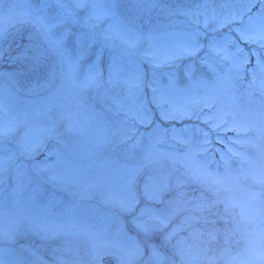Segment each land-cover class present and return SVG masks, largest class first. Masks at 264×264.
<instances>
[{
    "label": "rangeland",
    "instance_id": "1",
    "mask_svg": "<svg viewBox=\"0 0 264 264\" xmlns=\"http://www.w3.org/2000/svg\"><path fill=\"white\" fill-rule=\"evenodd\" d=\"M37 1L0 0L4 5L0 6V28H21L23 34L33 36L19 63L27 66L32 59L29 52L35 49L36 54L44 53L46 67L55 62L57 72L48 79L46 72H20L19 65L13 76L0 75V141L14 143L24 159L41 152L51 139L58 142L50 143L54 160L36 162L31 170L27 163L14 162L18 158L13 159L8 149L6 154L0 150V259L25 264H96L97 260L103 264L105 255L114 254L124 264H164V245V255L156 259L145 250L142 254L143 244L135 240L140 236L121 209L130 196V183L134 186L139 179L141 188L147 181L153 191L172 186L165 191L174 199L148 200L145 216L155 223L163 220L161 229L172 221L163 233L179 247V264H261L262 74L256 70L255 82L261 92L256 95L251 83L256 53L251 54L244 74L237 75L232 65L239 53L234 43L224 39L232 25L248 22L249 13H244L243 20L232 19L218 27L220 19L242 11L238 5L247 0H198L191 6L177 0H46L35 5ZM112 3L118 5L116 14L109 7ZM258 8L257 0L251 12ZM56 20L63 23L51 29L53 35L61 36L65 28L70 29L63 56L44 28L45 21ZM197 29L205 44L206 38H216L223 50L205 46L196 57L189 56L182 46ZM103 33L109 36L105 38ZM92 34L98 38L89 46ZM240 42L245 48L259 50L258 43ZM113 52L118 54V78L109 81L107 65ZM93 61L103 70V82L98 88L84 90L80 83ZM202 61L203 78L189 79L193 62ZM141 71L145 74L137 84L136 74ZM31 75L30 83L26 79ZM15 86L25 87L17 101L10 94ZM153 91L156 99L150 107L159 115L163 108L169 115H160L165 122L155 121V130L149 132L153 125L140 123L126 109L135 111L137 102L145 96L151 99ZM100 97L103 106L93 103ZM224 117L253 126L248 132L211 127L214 120ZM203 121L215 131L211 133L217 140L215 148L205 142L208 132H203ZM53 123L58 137L51 134ZM239 141L247 145L245 150L236 148ZM30 146L32 154L26 151ZM222 147L233 155L242 153L238 165H233L229 154L216 157ZM55 167L73 172L74 181L57 186L81 201L48 196L33 171L54 181ZM113 174L122 175L118 179ZM40 186L42 191L36 189ZM14 233L19 234L15 242ZM40 248L47 249L45 255L37 254Z\"/></svg>",
    "mask_w": 264,
    "mask_h": 264
},
{
    "label": "snow or ice",
    "instance_id": "2",
    "mask_svg": "<svg viewBox=\"0 0 264 264\" xmlns=\"http://www.w3.org/2000/svg\"><path fill=\"white\" fill-rule=\"evenodd\" d=\"M257 2V0H247V3L238 5L239 8H242L243 10L240 11L238 14H233L231 17H225L220 19L218 27L223 28L226 24H229L232 19H244V13H249L248 15V22L245 24H235L232 25L228 29L227 32L224 33V39H226L230 43H234L236 45V52L239 53V55L233 57V65L232 67L236 68L237 75H243L245 66L249 63L251 54L253 52L256 53V60L255 64H253V67L251 71L253 72V79L256 78V70L259 69L261 72V92L264 93V0H258L259 8L255 13L251 12V9L253 8L254 4ZM0 6H4L0 4ZM78 7H83V4H78ZM44 7H47L45 5ZM62 7H67L65 5H62ZM113 14H116V10L118 8V5L116 3H112L109 6ZM87 18V17H86ZM254 19L258 20V24L253 23ZM62 20H56L52 23L44 22V28L48 32V38L54 42V47L56 48L57 52L63 56L64 55V41L67 36V33L70 31V29L65 28L63 31V35L56 36L51 33V29L57 25L62 24ZM199 30H195L192 38L189 41H186L184 45L182 46L185 50V52L191 56L196 57L201 50L207 46L210 48H216L218 51L223 50L218 46V42L216 38H206V44L205 41H202L199 36L196 34ZM233 32H235L237 35H233ZM82 34H78V37ZM105 38L109 36V33H103L102 34ZM121 35H125L126 33H121ZM237 36L239 38H237ZM98 37L95 34L90 35L89 41L91 45V42H94ZM241 40L249 41L253 44H259V50L256 48H245L244 45L241 44ZM83 51H81L80 55H83ZM207 54L205 53V56ZM44 53H39L35 55L30 62L27 63V66H24V64L21 65L19 71L23 73H41L46 72L48 74V79H52L57 72V69L55 65L45 66L44 62ZM118 58V54L113 52L111 54V60L108 62V80L111 81L113 79L118 78L116 73L119 70V65H117L116 61ZM174 58V57H173ZM77 61L79 60V56L75 58ZM202 63L196 64L193 62L192 66L190 67L189 72L187 73V76L189 79H191L193 76H198L199 78H203V69H202ZM103 70L100 68L99 64L96 61H93L88 65V71L86 73L85 79L80 83V87L84 90H87L93 86L99 87V84L102 83L100 77L102 76ZM145 74L144 71L138 72L136 74L135 82L137 84L141 83L142 80L140 77H142ZM174 83L179 86L180 81L176 80ZM156 99L155 91H153V95L151 99H148L146 96L144 99H140L137 102V106L135 108V111H132L130 109H126V111H129L130 115H133L136 120H138L142 124H152L153 128L149 129V132H152L155 130L156 124V111L154 108L150 107L152 100ZM94 104H100L103 106V98H94L93 100ZM261 112H260V133L262 136H264V97L261 98ZM208 107H212L211 104L208 105ZM160 115L167 117L169 115L168 112H166L163 108H161ZM208 119H212V117H207ZM126 119V117H125ZM224 125L223 128H221V125ZM251 122L246 121H238V120H232V121H226V117L224 118H218V122L214 120L211 124L212 128H218L221 131L227 132L229 128L235 130L236 132H248L250 128L252 127ZM51 134L54 136H59L60 133L57 131V125L53 123L51 128ZM211 137V133L209 131L208 137L206 138L205 142L208 141V138ZM219 139V137H216ZM230 139H236V137H231ZM28 154H32L34 151L33 147H28L26 149ZM139 179H135V185L133 186L132 183H130V196L126 201H123L121 203V209L125 213L126 216L130 217L131 219V227L137 232V235L140 236V238L143 240L142 245V254L143 250H148L147 255L149 257H152L153 259L158 258L160 255H162L159 252V248L162 246L163 241L165 240V236L161 235V226L163 225L164 221L161 220L160 223L153 222L151 217L145 216V212L148 209V200L149 199H158L161 202L164 201L165 197L167 196V193L165 191V188L171 189L170 184H166L163 187H161L158 191H153L147 181L144 182L143 188L140 186ZM167 199L171 201L174 199L173 196H167ZM139 207L140 211L136 212V208ZM23 231V228L21 229ZM142 233V236L140 235ZM13 242L15 240L19 239V234L14 233L12 236ZM18 247L22 248L24 245H19ZM0 264H25L23 260H15V261H9L5 259H0ZM96 264H99V261L97 260ZM111 264V262H109ZM116 264H124L122 260H117ZM131 264V262H129ZM170 264H175V261L172 260ZM261 264H264V252L261 253Z\"/></svg>",
    "mask_w": 264,
    "mask_h": 264
},
{
    "label": "flooded vegetation",
    "instance_id": "3",
    "mask_svg": "<svg viewBox=\"0 0 264 264\" xmlns=\"http://www.w3.org/2000/svg\"><path fill=\"white\" fill-rule=\"evenodd\" d=\"M32 37L33 36L30 34H23L20 30L16 28H0V74H4L5 77L13 76V71L19 65V57L22 55V53L25 52L24 50L27 46V43L32 40ZM39 53L40 52L38 51L37 54ZM37 54L35 52V49H32L29 52V55L31 58H33ZM32 77L33 76L31 75L29 79H26V80L31 83L30 80ZM23 89H25V87L20 89L18 86H15L14 92L11 91L10 94L21 96L20 91L22 92ZM0 144H2L0 145V148L3 147V144H5L6 148L12 149L11 153L13 155L11 157L13 159L19 158V155L14 151L16 146L13 145L12 142L0 141ZM21 158L23 157L21 156ZM40 158L41 156L39 154V155L32 157L31 159H25V160H27L31 168L32 166H34L33 165L34 161L36 163V161L39 160ZM55 168H56L57 173H56V177L53 179L54 181H49L40 172H37V171H33V172H36L35 175L40 177V180L42 181L43 186L45 185V189L48 191V196H60V197H65L68 200L76 201L78 198H72L70 194H68L66 191H64L63 189L57 186V184H67V183L74 181L73 172L72 171L64 172L62 170H59L61 168H57V167ZM113 175L116 176V178L118 177L119 179L122 174H113ZM128 181H130V179H128ZM41 188L42 187L39 188L40 191L43 190ZM41 195L43 196V194ZM162 235L165 236V240L163 241V244H162V246L164 245V248H166L165 255L170 257L171 260H174L175 264H177L179 260V253H178L179 247L177 246L176 248V245L174 246L175 242L172 239H168L165 234H162ZM147 251L148 250H146V253ZM159 251L160 253L164 254V250L161 247L159 248ZM45 252H47L46 248H40V252L37 254L45 255Z\"/></svg>",
    "mask_w": 264,
    "mask_h": 264
},
{
    "label": "water",
    "instance_id": "4",
    "mask_svg": "<svg viewBox=\"0 0 264 264\" xmlns=\"http://www.w3.org/2000/svg\"><path fill=\"white\" fill-rule=\"evenodd\" d=\"M117 260H118V258L115 256H112V255H108V256L104 257V259H103L104 264H109V262H111V264H116Z\"/></svg>",
    "mask_w": 264,
    "mask_h": 264
},
{
    "label": "trees",
    "instance_id": "5",
    "mask_svg": "<svg viewBox=\"0 0 264 264\" xmlns=\"http://www.w3.org/2000/svg\"><path fill=\"white\" fill-rule=\"evenodd\" d=\"M179 1L180 3H183L187 6H191L193 4H195L198 0H177Z\"/></svg>",
    "mask_w": 264,
    "mask_h": 264
},
{
    "label": "bare ground",
    "instance_id": "6",
    "mask_svg": "<svg viewBox=\"0 0 264 264\" xmlns=\"http://www.w3.org/2000/svg\"><path fill=\"white\" fill-rule=\"evenodd\" d=\"M186 219V218H185Z\"/></svg>",
    "mask_w": 264,
    "mask_h": 264
}]
</instances>
